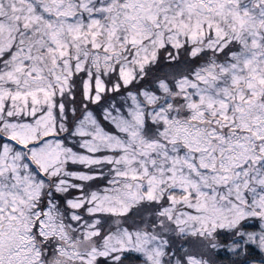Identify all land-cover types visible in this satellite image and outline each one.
<instances>
[{
  "label": "snow or ice",
  "instance_id": "obj_1",
  "mask_svg": "<svg viewBox=\"0 0 264 264\" xmlns=\"http://www.w3.org/2000/svg\"><path fill=\"white\" fill-rule=\"evenodd\" d=\"M0 264H264V0H0Z\"/></svg>",
  "mask_w": 264,
  "mask_h": 264
}]
</instances>
